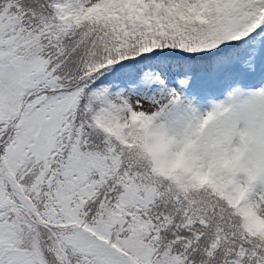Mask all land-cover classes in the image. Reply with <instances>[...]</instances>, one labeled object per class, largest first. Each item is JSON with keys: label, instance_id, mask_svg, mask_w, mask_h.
Masks as SVG:
<instances>
[{"label": "snow or ice", "instance_id": "1", "mask_svg": "<svg viewBox=\"0 0 264 264\" xmlns=\"http://www.w3.org/2000/svg\"><path fill=\"white\" fill-rule=\"evenodd\" d=\"M0 264H264V0H0Z\"/></svg>", "mask_w": 264, "mask_h": 264}]
</instances>
